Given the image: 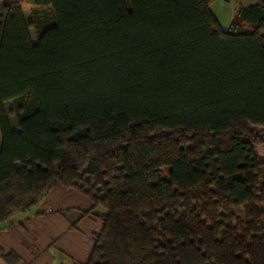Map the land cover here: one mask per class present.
<instances>
[{
  "label": "trees",
  "instance_id": "1",
  "mask_svg": "<svg viewBox=\"0 0 264 264\" xmlns=\"http://www.w3.org/2000/svg\"><path fill=\"white\" fill-rule=\"evenodd\" d=\"M213 1L0 6V224L61 184L102 221L83 264H264V4Z\"/></svg>",
  "mask_w": 264,
  "mask_h": 264
},
{
  "label": "crops",
  "instance_id": "2",
  "mask_svg": "<svg viewBox=\"0 0 264 264\" xmlns=\"http://www.w3.org/2000/svg\"><path fill=\"white\" fill-rule=\"evenodd\" d=\"M6 1L25 3V15L34 0H0V6ZM91 207L81 193L54 185L27 211L0 224V264H13L4 257L7 253L18 258L15 264L85 263L102 227ZM96 210L101 212V208Z\"/></svg>",
  "mask_w": 264,
  "mask_h": 264
},
{
  "label": "rangeland",
  "instance_id": "3",
  "mask_svg": "<svg viewBox=\"0 0 264 264\" xmlns=\"http://www.w3.org/2000/svg\"><path fill=\"white\" fill-rule=\"evenodd\" d=\"M251 4H264V0H215L210 5V11L215 16L218 24L226 29L240 6H247ZM25 17L28 18L29 10H25ZM29 32L33 41L36 40L35 32L32 27H29ZM4 107L8 113L10 120L16 122L15 111L13 108V101L4 102ZM256 153L260 159L259 172L260 176H264V145L257 144L255 147Z\"/></svg>",
  "mask_w": 264,
  "mask_h": 264
}]
</instances>
